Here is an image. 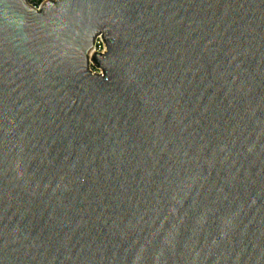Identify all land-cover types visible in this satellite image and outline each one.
<instances>
[{
	"label": "water",
	"instance_id": "obj_1",
	"mask_svg": "<svg viewBox=\"0 0 264 264\" xmlns=\"http://www.w3.org/2000/svg\"><path fill=\"white\" fill-rule=\"evenodd\" d=\"M0 264H264V0H0Z\"/></svg>",
	"mask_w": 264,
	"mask_h": 264
},
{
	"label": "built area",
	"instance_id": "obj_2",
	"mask_svg": "<svg viewBox=\"0 0 264 264\" xmlns=\"http://www.w3.org/2000/svg\"><path fill=\"white\" fill-rule=\"evenodd\" d=\"M28 6L35 10H40V8L47 2L52 1L54 2L55 0H25ZM106 53V46L102 40V38H98L95 43V48L93 50V53L91 54V57L94 54H100V55H105ZM90 72L94 75H102L101 69L97 68V66L90 61Z\"/></svg>",
	"mask_w": 264,
	"mask_h": 264
}]
</instances>
